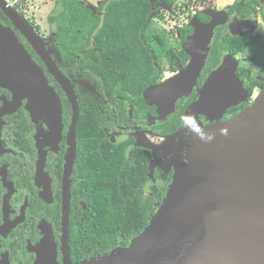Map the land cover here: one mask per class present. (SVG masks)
<instances>
[{"label":"water","instance_id":"obj_1","mask_svg":"<svg viewBox=\"0 0 264 264\" xmlns=\"http://www.w3.org/2000/svg\"><path fill=\"white\" fill-rule=\"evenodd\" d=\"M0 8L67 92L75 126L78 107L67 81L39 47L33 30L2 0ZM218 15L207 9L194 15L181 41L189 63L174 77L145 91V101L159 107L160 118L172 114L175 103L196 85L214 30L222 24L217 22ZM248 25L253 30L254 24ZM236 66L232 56L225 57L189 108L190 116H201L213 124L205 127L195 121L188 125L183 122L176 134L161 145H140L153 153L150 175L155 168L172 169L166 196L149 225L126 248L114 249L85 264H264V94L234 118L219 122L227 110L248 98L235 74ZM0 87L9 90L17 102L27 100L31 116L42 120L53 135L60 137L63 126L59 97L13 32L1 25ZM173 143L185 154L178 153ZM169 151L173 152L170 158L160 162L158 153ZM64 210L62 251L64 264H71L68 216ZM55 253L54 244L46 240L37 249L35 264H58Z\"/></svg>","mask_w":264,"mask_h":264},{"label":"flooded vegetation","instance_id":"obj_2","mask_svg":"<svg viewBox=\"0 0 264 264\" xmlns=\"http://www.w3.org/2000/svg\"><path fill=\"white\" fill-rule=\"evenodd\" d=\"M2 1L21 22L26 23L25 25L33 30L39 38L37 40L39 47L67 81L78 107V118L74 126L73 105L67 92L26 37L15 28L13 22L0 8V25L13 32L19 44L43 71L50 86L59 97L63 126L58 138L42 120L31 116L27 109V100L17 102L9 90L0 87V264H35L37 249L46 240L55 246L57 263L64 264L62 251L64 209H67L68 224L71 218L86 219L89 214L87 202L90 196V177L96 172L94 170L90 174L89 171L91 150L88 147V119L90 117H95L101 135L111 144H123L127 147L126 157L130 158L134 149H140L141 152L147 151L150 159L147 164L148 179L144 197L155 201L157 206L166 196L173 171L164 166L163 169L155 168L150 175L153 153L140 145H161L167 137L176 134L183 122L188 125L195 121L205 127L213 124L201 116L193 118L190 116L189 108L199 99V90L203 88L208 77L221 66L227 56H232L237 62L235 74L247 91L248 98L246 102L227 110L219 122L223 123L234 118L251 107L259 96L264 94V59L260 61V64L254 61L257 42H253L254 44L245 47L237 54L221 50L218 60L215 59L217 52L211 60H208L209 53L214 48V40L218 38L219 43L227 37L236 40L260 38V41L264 42V0H234L224 9H217L213 5V0L209 7L196 4L199 0L193 1L194 6L189 0L181 1L179 5L178 0H174L171 6L163 4V0H146L152 5L153 15L163 17L161 12L164 8H170L174 10L177 21L182 17L186 23L185 26L177 29L172 28L167 31L163 29L156 33L165 34L168 37V44L172 47L171 58L176 62L177 71L168 72L171 76L167 79L163 78L166 73L163 72L156 82L141 91L140 99L128 92L122 95L124 87L120 83L108 82L107 74L101 72L97 75L94 71L81 69L82 65L73 66L66 60L69 55L61 53L56 43V23H50V17L58 7L57 0H54L55 7L48 16L50 29L48 35H44L45 37L41 35V33L44 34L41 32L42 28L25 17L27 12L24 0ZM110 1L112 0L103 3ZM103 3L93 8L96 15L101 18L105 8V5L102 6ZM240 4L246 5L243 13L238 12ZM236 5L239 6L236 7ZM206 9L219 13L217 22L222 24L214 30L212 46L205 66L189 95L175 103L172 114L167 117L162 115L163 118H160L159 107L154 108L147 104L144 93L148 88L174 77L187 66L190 58L181 46L183 34L194 15ZM249 10L251 12L247 14ZM30 11L32 13L36 11L34 6H30ZM248 24H254L253 30ZM173 31H176V41L169 37ZM178 47L185 53L186 61L185 56L179 54ZM89 48H91L90 45L87 46V49ZM151 53L153 54V51ZM95 54L101 56L100 52ZM74 58L79 60L81 55H74ZM153 60L154 67L159 72L167 66V60L163 56ZM103 67L106 73H112L107 65ZM119 80L121 81V78ZM113 82L118 81L113 79ZM233 109L237 111L231 114L230 110ZM178 116L180 122L176 131L164 134L166 132L164 127L168 125L170 119ZM79 123L82 129L80 128L78 132ZM187 138L188 135L183 137L184 140ZM169 158V155L166 156L163 152L158 153L160 162L167 161ZM68 253L71 264H81V262H73L69 246Z\"/></svg>","mask_w":264,"mask_h":264},{"label":"trees","instance_id":"obj_3","mask_svg":"<svg viewBox=\"0 0 264 264\" xmlns=\"http://www.w3.org/2000/svg\"><path fill=\"white\" fill-rule=\"evenodd\" d=\"M189 1L194 6V0ZM197 2L199 6L209 7L211 0ZM57 3L58 7L51 15L50 23H56V43L60 52L69 55L66 60L71 65H82L81 69L94 71L97 75L103 72L107 74L108 82L120 83L124 87L122 95L128 92L140 99L141 91L156 82L163 72L177 71L176 62L171 58L172 47L168 44V37L165 34L150 35L147 32L152 17L163 20L161 15H153L149 1L112 0L103 3L105 8L102 18L79 0H57ZM173 3L174 0H163V4L167 6ZM240 5L238 12H245L246 5ZM250 12L249 10L247 14ZM218 39L214 40V48L211 49L208 60L216 52L215 59L218 60L221 50L237 54L254 44L253 42L258 45L254 61L260 64L264 59V42L260 38L236 40L227 37L220 39L223 40L220 43ZM88 45L91 48L87 49ZM95 52H100L101 56ZM179 54L187 60L181 49ZM74 55H81V58L76 60ZM159 56L167 60V66L161 72L153 64V59ZM103 64L112 73H106ZM113 79L118 82H113ZM236 111L237 109H233L230 113L234 114ZM179 122V116L170 119L164 127V134L174 133ZM88 123L90 174L96 170L90 177V196L87 202L89 214L86 219L71 218L68 224L69 252L73 262L81 264L101 259L114 249L126 248L129 241L149 225L165 198L155 206V201L144 197L150 159L147 151L134 149L132 156L128 158L127 147L123 144H111L101 135L95 117H90ZM77 128L78 132L82 129L80 123Z\"/></svg>","mask_w":264,"mask_h":264},{"label":"rangeland","instance_id":"obj_4","mask_svg":"<svg viewBox=\"0 0 264 264\" xmlns=\"http://www.w3.org/2000/svg\"><path fill=\"white\" fill-rule=\"evenodd\" d=\"M82 2H85L88 6L92 8H97L99 3H103L107 0H81ZM183 2L184 0H178V5ZM234 0H213V5L216 6L218 9H224L225 7L232 4ZM55 1L54 0H24V4L26 6L25 10L27 13H25V17L29 20H32L35 24L39 25L42 28V31L44 34L41 33V35H48V30L50 29V26L48 24V16L51 14V11L55 7ZM58 5V3H57ZM30 6H34L36 11L32 13L30 11ZM164 8V7H162ZM57 9V8H56ZM164 19L157 20L156 18H153L151 21L150 27H149V34L153 33H159L161 30L167 31L168 29L185 26L186 21L183 20L181 17L179 21L176 20L175 12L174 10H170V8H164V11L161 12ZM260 30H262L260 28ZM45 37V36H44ZM170 38L173 40H177L176 38V31H173V34L169 35ZM173 148H177L178 153L185 154V151L182 149H179L177 147L176 143H173ZM170 154H173L172 151H169L165 155L168 156Z\"/></svg>","mask_w":264,"mask_h":264},{"label":"built area","instance_id":"obj_5","mask_svg":"<svg viewBox=\"0 0 264 264\" xmlns=\"http://www.w3.org/2000/svg\"><path fill=\"white\" fill-rule=\"evenodd\" d=\"M171 75H170V73H168V72H166L165 74H164V79H167V78H169Z\"/></svg>","mask_w":264,"mask_h":264}]
</instances>
